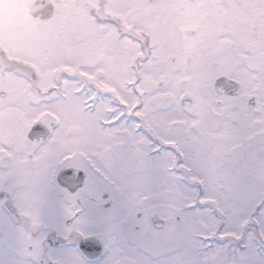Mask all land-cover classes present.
I'll return each mask as SVG.
<instances>
[{
	"label": "snow or ice",
	"instance_id": "1",
	"mask_svg": "<svg viewBox=\"0 0 264 264\" xmlns=\"http://www.w3.org/2000/svg\"><path fill=\"white\" fill-rule=\"evenodd\" d=\"M0 264H264V0H44L0 33Z\"/></svg>",
	"mask_w": 264,
	"mask_h": 264
},
{
	"label": "flooded vegetation",
	"instance_id": "2",
	"mask_svg": "<svg viewBox=\"0 0 264 264\" xmlns=\"http://www.w3.org/2000/svg\"><path fill=\"white\" fill-rule=\"evenodd\" d=\"M36 1L37 0H0V33L14 29L18 23L31 12V8ZM213 94L217 95L216 92H213Z\"/></svg>",
	"mask_w": 264,
	"mask_h": 264
},
{
	"label": "clouds",
	"instance_id": "3",
	"mask_svg": "<svg viewBox=\"0 0 264 264\" xmlns=\"http://www.w3.org/2000/svg\"><path fill=\"white\" fill-rule=\"evenodd\" d=\"M45 120H46V122H48L49 118H45ZM51 122H52L53 126H55V122L54 121H51ZM66 128L74 130V129L78 128V124L75 121L69 120L66 123Z\"/></svg>",
	"mask_w": 264,
	"mask_h": 264
},
{
	"label": "water",
	"instance_id": "4",
	"mask_svg": "<svg viewBox=\"0 0 264 264\" xmlns=\"http://www.w3.org/2000/svg\"><path fill=\"white\" fill-rule=\"evenodd\" d=\"M44 3V0H37L35 3H34V5H33V7L31 8V12L32 11H39L40 10V7H41V5Z\"/></svg>",
	"mask_w": 264,
	"mask_h": 264
},
{
	"label": "rangeland",
	"instance_id": "5",
	"mask_svg": "<svg viewBox=\"0 0 264 264\" xmlns=\"http://www.w3.org/2000/svg\"><path fill=\"white\" fill-rule=\"evenodd\" d=\"M20 18L22 19L21 16H20ZM20 18H19V19H20ZM21 19H20V20H21ZM215 97H216V95H214V94L212 93V97H210V99H214ZM203 102H204V103H208L209 100H204Z\"/></svg>",
	"mask_w": 264,
	"mask_h": 264
}]
</instances>
